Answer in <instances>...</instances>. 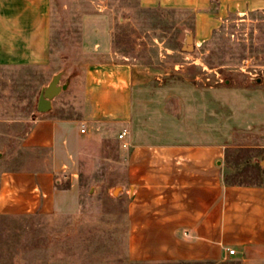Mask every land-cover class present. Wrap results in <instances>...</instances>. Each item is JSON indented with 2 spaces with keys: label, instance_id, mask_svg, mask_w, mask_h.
Here are the masks:
<instances>
[{
  "label": "rangeland",
  "instance_id": "rangeland-1",
  "mask_svg": "<svg viewBox=\"0 0 264 264\" xmlns=\"http://www.w3.org/2000/svg\"><path fill=\"white\" fill-rule=\"evenodd\" d=\"M87 16L94 20L86 22ZM192 20L190 12L142 9L137 0H51L52 67L0 70V122L27 126L40 116L41 89L64 70L65 83L84 60L125 58L133 65L132 115L129 123L109 126L107 134L89 142L75 192L64 198L70 207L0 213V264H264L237 256L167 261L160 252L167 253L173 232L142 228L157 214L151 207L147 215L137 208L135 189L143 183L132 178L159 170V163H168L169 170L171 144H214L220 137L223 189H231L233 176L246 179L245 171L249 177L258 172L260 185L234 188L264 189V126L255 122L264 116V15H229L209 40L186 53L181 47ZM86 26L106 36L107 54L83 56ZM122 129L128 134L119 140ZM71 185L65 179L57 187ZM216 187L219 183L208 184L209 207ZM170 196L160 198L162 207H171ZM196 232L177 233L192 239ZM230 250L225 247L228 255Z\"/></svg>",
  "mask_w": 264,
  "mask_h": 264
},
{
  "label": "crops",
  "instance_id": "crops-1",
  "mask_svg": "<svg viewBox=\"0 0 264 264\" xmlns=\"http://www.w3.org/2000/svg\"><path fill=\"white\" fill-rule=\"evenodd\" d=\"M137 3L142 9L190 12L193 49L209 40L229 15H264V0ZM91 18L94 17L87 16L86 22L94 20ZM101 37L105 38L102 43L97 41ZM82 44L84 57L108 50L106 36L95 34L87 26ZM52 51L51 0H0V70L49 69L53 64ZM133 71V65L125 58L84 60L69 75L67 89L53 99L49 112L29 121L24 128L10 121L0 122V150H4L0 157V213H46L71 206L64 198L75 192L74 182L89 142L97 135L107 134L109 126L124 125L131 119ZM262 107L264 114V104ZM256 117L255 122L264 126V116ZM81 128L85 129L84 134L80 133ZM223 149L220 137L214 144H171L169 170L164 168L168 163H159V170L132 178L143 183L135 189L137 208L147 215L151 207V213L157 214L142 228L156 226L173 232L171 243L167 240V253L160 252L164 260L237 256L245 257L243 262H264V189H237L230 184L231 189L225 191ZM65 179L70 180L71 188H58L57 184ZM213 182L216 186L219 183V190L216 187L210 191L215 192V201L214 207H209L208 184ZM164 195H171V207L160 205ZM224 197L228 200L224 201ZM162 213H167L164 219ZM174 231L198 232L192 239H181ZM225 247L234 248V254L228 255Z\"/></svg>",
  "mask_w": 264,
  "mask_h": 264
},
{
  "label": "water",
  "instance_id": "water-1",
  "mask_svg": "<svg viewBox=\"0 0 264 264\" xmlns=\"http://www.w3.org/2000/svg\"><path fill=\"white\" fill-rule=\"evenodd\" d=\"M183 52L190 53L193 51L192 46V36L190 32H186L183 45H182ZM64 71H60L57 74H55L49 83L44 86L38 96L37 103H36V111L39 114L47 113L52 108V101L54 98H56L61 92L65 91L68 87L70 78L67 77L65 83L61 84V78L65 74ZM259 82V79L257 80ZM120 189H116L114 191V194H117Z\"/></svg>",
  "mask_w": 264,
  "mask_h": 264
},
{
  "label": "trees",
  "instance_id": "trees-1",
  "mask_svg": "<svg viewBox=\"0 0 264 264\" xmlns=\"http://www.w3.org/2000/svg\"><path fill=\"white\" fill-rule=\"evenodd\" d=\"M242 175L243 176L245 175L246 179H244L243 181H238L237 180L238 176H233L232 178L230 177L232 180L229 183L232 185H244V186L258 185L261 183V179L259 178L258 172H256L255 175L250 176V177L248 175V171H245V174H242ZM230 178H226V180L228 181Z\"/></svg>",
  "mask_w": 264,
  "mask_h": 264
},
{
  "label": "built area",
  "instance_id": "built-area-1",
  "mask_svg": "<svg viewBox=\"0 0 264 264\" xmlns=\"http://www.w3.org/2000/svg\"><path fill=\"white\" fill-rule=\"evenodd\" d=\"M80 133L84 134L85 133V129L81 128ZM127 134H128V131L126 129H122L121 132L118 135L119 140H124V138L126 137ZM234 252H235L234 250H230L229 251V255H233Z\"/></svg>",
  "mask_w": 264,
  "mask_h": 264
}]
</instances>
